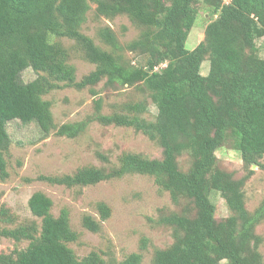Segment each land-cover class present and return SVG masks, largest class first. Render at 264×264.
Returning a JSON list of instances; mask_svg holds the SVG:
<instances>
[{
  "label": "trees",
  "instance_id": "trees-1",
  "mask_svg": "<svg viewBox=\"0 0 264 264\" xmlns=\"http://www.w3.org/2000/svg\"><path fill=\"white\" fill-rule=\"evenodd\" d=\"M204 3L213 19L203 41L189 51L185 43L196 20L197 0H0V176L7 177L4 156L11 145L10 121L34 122L43 135L56 130L68 138L79 136L93 121L133 128L159 146L161 158L123 152L109 168L84 166L72 174L39 180L74 188L130 174L153 177L177 209L161 211L157 224L172 230L173 243L156 249L152 264H263L255 229L264 219V200L251 213L242 189L254 172L251 167H263L264 58L258 55L256 41L264 38V0ZM90 4L96 5L98 16L126 15L141 28L126 47L142 62L131 64L115 53L120 46L109 29L101 31L100 38L110 52L82 33ZM58 38L73 40L86 61L95 65L80 81L68 62L69 52L54 41ZM206 59L209 71L204 76L200 69ZM28 68L37 78L24 83L21 73ZM103 79L106 87L134 86L144 98L111 114L102 113L101 99H96L91 116L56 127L51 103L43 97L63 87L82 90ZM150 104L156 110L152 121L142 117ZM229 134L246 170L239 179L221 169L215 155ZM211 191L220 193L230 216L215 217ZM52 205L42 192L30 196L29 210L40 225H14L8 210L0 207V238L28 241L24 249L0 254V264H114L95 251L79 259L69 247L79 234L71 227L68 210L61 209L55 217ZM96 210L100 220L89 215L81 220L93 233L111 214L102 202ZM146 243L142 239L141 250ZM142 258L141 252L131 253L119 264H141Z\"/></svg>",
  "mask_w": 264,
  "mask_h": 264
},
{
  "label": "rangeland",
  "instance_id": "rangeland-1",
  "mask_svg": "<svg viewBox=\"0 0 264 264\" xmlns=\"http://www.w3.org/2000/svg\"><path fill=\"white\" fill-rule=\"evenodd\" d=\"M90 5L86 21L81 28L82 33L91 38L95 45L110 52L112 48L100 38L101 31L109 29L120 46L115 53L122 55L131 64L142 62L141 56L128 51L126 47L139 37L141 28L135 26L126 15L113 18L98 16L96 5ZM209 7L204 0H197L196 20L185 43L189 51L204 39V30L213 19ZM54 41L62 44L69 52L68 62L75 67L77 81L95 69V65L86 61L73 40L58 38ZM256 45L258 55L264 58V38L257 39ZM121 47L124 48L122 51ZM208 71L209 61L206 59L201 64L200 72L206 76ZM36 78L37 74L31 68L21 73L24 83ZM105 82L106 79H103L98 84L82 90L63 87L45 95L43 98L51 103L56 127L79 122L91 116L96 99H101L102 113L111 114L122 112L124 105L144 98L134 86L111 88L106 87ZM155 115V107L150 104L149 111L142 117L152 121ZM7 131L11 145L4 156L7 177L0 176V207L8 210L14 225L26 221L40 225V219L33 216L29 210L28 200L33 193L42 192L51 199V213L55 217L61 209L68 210L71 227L79 234V239L70 243L69 247L79 259L95 251L108 262L119 264L129 254L141 252V264H152L154 251L173 243L172 230L161 227L157 220L164 208L175 211L177 207L172 203L169 193L162 191L153 177L130 174L95 185L74 188L48 184L38 178L72 174L77 169L90 165L109 168L118 163V157L123 152L136 153L149 159L161 158V149L147 136L133 128L103 126L97 121L91 122L75 138L59 136L56 130L43 135L36 123L23 124L19 120L10 121ZM235 142V138L229 134L215 155L218 166L239 179L246 175V170ZM185 158L180 159V162L184 164L187 161ZM261 163L263 167H251L254 172L245 180L242 189L246 208L251 213L264 200V157ZM209 198L215 205L217 219L231 215L219 192L211 191ZM100 202L110 208L111 214L107 220L100 223L99 232L93 233L82 226L81 220L85 215L100 220L96 210V205ZM186 203L181 201L180 204L186 207ZM255 233L261 239L258 251L264 264V219L256 227ZM142 239H147L145 250L140 249ZM27 245L28 241L17 242L0 238V254H12ZM221 264H225V261Z\"/></svg>",
  "mask_w": 264,
  "mask_h": 264
}]
</instances>
